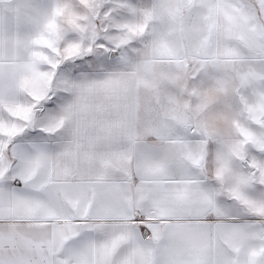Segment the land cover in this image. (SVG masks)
I'll use <instances>...</instances> for the list:
<instances>
[{"label": "snow or ice", "instance_id": "obj_1", "mask_svg": "<svg viewBox=\"0 0 264 264\" xmlns=\"http://www.w3.org/2000/svg\"><path fill=\"white\" fill-rule=\"evenodd\" d=\"M0 264H264V0H0Z\"/></svg>", "mask_w": 264, "mask_h": 264}]
</instances>
